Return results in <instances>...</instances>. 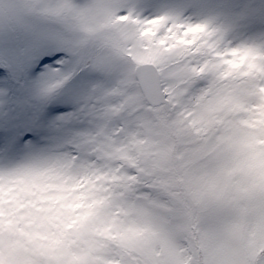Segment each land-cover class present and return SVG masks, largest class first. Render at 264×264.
Masks as SVG:
<instances>
[{"label":"snow or ice","instance_id":"snow-or-ice-1","mask_svg":"<svg viewBox=\"0 0 264 264\" xmlns=\"http://www.w3.org/2000/svg\"><path fill=\"white\" fill-rule=\"evenodd\" d=\"M0 264H264V0H0Z\"/></svg>","mask_w":264,"mask_h":264}]
</instances>
